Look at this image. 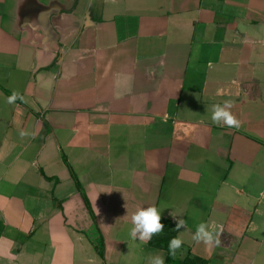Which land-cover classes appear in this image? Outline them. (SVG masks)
I'll return each instance as SVG.
<instances>
[{
  "label": "crops",
  "instance_id": "obj_1",
  "mask_svg": "<svg viewBox=\"0 0 264 264\" xmlns=\"http://www.w3.org/2000/svg\"><path fill=\"white\" fill-rule=\"evenodd\" d=\"M153 204L174 261L264 264V0H0V264H174Z\"/></svg>",
  "mask_w": 264,
  "mask_h": 264
},
{
  "label": "clouds",
  "instance_id": "obj_2",
  "mask_svg": "<svg viewBox=\"0 0 264 264\" xmlns=\"http://www.w3.org/2000/svg\"><path fill=\"white\" fill-rule=\"evenodd\" d=\"M17 100L23 101L24 97L13 90L11 95L7 97V103L14 104ZM234 107L232 101L226 100L223 104H214L212 106L211 120L218 125H225L229 128L239 129L242 122L233 114ZM20 136L23 138L27 135L25 131H20ZM161 211L155 204L147 207L139 208L131 216L132 227L129 235L133 240L139 239L140 242H149L153 236H156L164 231V224L161 223ZM187 225L184 219L176 218V230L186 229ZM222 229H218L215 223L201 222L197 225L196 231L192 239L196 243H203L206 246L218 247L221 243L220 236ZM184 241L180 236H174L168 243V256L175 257L179 249H181ZM148 264H165L163 255L157 254L148 257Z\"/></svg>",
  "mask_w": 264,
  "mask_h": 264
},
{
  "label": "trees",
  "instance_id": "obj_3",
  "mask_svg": "<svg viewBox=\"0 0 264 264\" xmlns=\"http://www.w3.org/2000/svg\"><path fill=\"white\" fill-rule=\"evenodd\" d=\"M76 184H77L79 190L82 193L83 199H84V201L86 203V206H87L88 210L90 211V214L93 216V213H92L91 208H90V204H89L85 194L82 192V190H81L79 184L77 183V181H76ZM161 223L164 224V231L167 232V235L162 237L161 239H156V238L153 237L152 240L149 241V242L151 244H153V245H161V244L163 245V247L167 251V258H166L167 262H173L174 264H181V263H179L177 261H174L173 257L168 256V243H169L170 239L172 237H174L173 234H169L168 230H169V227L173 225V223L171 221H168V220H165V219H161ZM102 247H103V241L100 238L99 241L96 243V248L98 249L100 254H102Z\"/></svg>",
  "mask_w": 264,
  "mask_h": 264
}]
</instances>
